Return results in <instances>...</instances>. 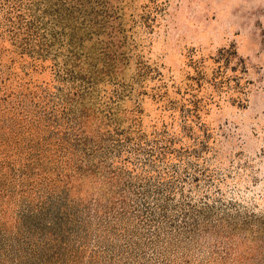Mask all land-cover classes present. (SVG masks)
Segmentation results:
<instances>
[{
	"label": "rangeland",
	"instance_id": "374dc122",
	"mask_svg": "<svg viewBox=\"0 0 264 264\" xmlns=\"http://www.w3.org/2000/svg\"><path fill=\"white\" fill-rule=\"evenodd\" d=\"M0 264H264V0H0Z\"/></svg>",
	"mask_w": 264,
	"mask_h": 264
}]
</instances>
